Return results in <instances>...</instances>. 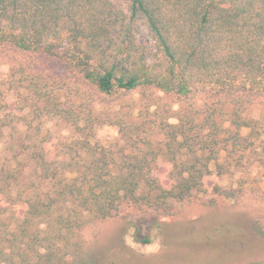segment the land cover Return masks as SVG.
Here are the masks:
<instances>
[{
  "label": "trees",
  "instance_id": "trees-1",
  "mask_svg": "<svg viewBox=\"0 0 264 264\" xmlns=\"http://www.w3.org/2000/svg\"><path fill=\"white\" fill-rule=\"evenodd\" d=\"M0 60V264H98L89 224L264 170V0H0Z\"/></svg>",
  "mask_w": 264,
  "mask_h": 264
},
{
  "label": "rangeland",
  "instance_id": "rangeland-1",
  "mask_svg": "<svg viewBox=\"0 0 264 264\" xmlns=\"http://www.w3.org/2000/svg\"><path fill=\"white\" fill-rule=\"evenodd\" d=\"M52 65L50 73L65 74L63 67ZM8 66L0 60V73ZM138 96L134 93L130 102ZM43 130L56 141L74 135L58 121L47 122ZM117 138L118 128L105 126L93 143L112 147ZM259 167L206 179V192L171 202L168 215L123 208L107 221L86 226L81 233L85 246L98 264H245L262 259L264 241L254 231L264 223V170ZM143 239L149 244H141Z\"/></svg>",
  "mask_w": 264,
  "mask_h": 264
}]
</instances>
